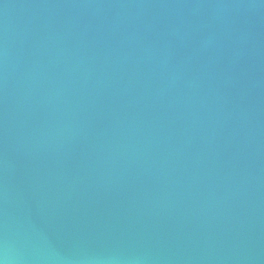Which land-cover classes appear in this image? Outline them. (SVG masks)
I'll return each instance as SVG.
<instances>
[{"label":"water","instance_id":"1","mask_svg":"<svg viewBox=\"0 0 264 264\" xmlns=\"http://www.w3.org/2000/svg\"><path fill=\"white\" fill-rule=\"evenodd\" d=\"M0 264H264V0H0Z\"/></svg>","mask_w":264,"mask_h":264}]
</instances>
